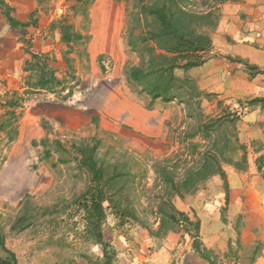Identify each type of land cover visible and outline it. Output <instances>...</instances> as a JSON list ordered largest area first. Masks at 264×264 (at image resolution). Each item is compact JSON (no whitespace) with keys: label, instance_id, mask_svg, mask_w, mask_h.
Here are the masks:
<instances>
[{"label":"rangeland","instance_id":"obj_1","mask_svg":"<svg viewBox=\"0 0 264 264\" xmlns=\"http://www.w3.org/2000/svg\"><path fill=\"white\" fill-rule=\"evenodd\" d=\"M138 6L139 0H99V3L98 0H46L34 17L30 18V24L33 25L49 18L52 22L48 27L54 34L55 38L52 39L55 43L59 39L62 41L59 29L61 24L72 26L84 38L70 45H62L55 52L61 56L59 61L62 66L56 65V70L63 81L60 86L55 87V93L49 92L50 97L48 93H45L47 96L36 92L27 93L26 98H21V101L19 99L20 106L23 102L36 98L67 104L74 112H88V122L74 128L68 124L49 121L46 126L42 125L44 135L40 138L36 136L35 140L30 141L23 140L20 136V107L8 106L7 112L0 115V124L12 122L11 127L0 130V135L5 136L0 141V226L6 237V244L17 255L19 264H96V260L102 257L101 247L86 242L83 238V214L76 212V207L69 209L67 206L90 185L91 175L81 166L76 150L83 143L100 142L97 148L98 158L130 173L125 193L141 219L152 228L158 225L155 209L161 198L162 187L155 173V165L178 149L176 139L172 138L173 129L180 124L185 125L186 129L190 123L186 119V113L182 111L184 105L178 100L168 104L160 100L155 103L153 110H167L169 118L165 123L163 137L154 141L134 139L128 132L124 134L106 130L101 126L99 117L94 122L92 119L96 117L90 116L92 112L98 111L97 107L102 106L103 95L108 91L106 83L122 86L145 107L150 103L148 97L139 94L129 85L125 75L127 67L139 65L141 60L140 54L128 45L129 31L134 24L133 15L138 12ZM96 7L99 8L95 12ZM222 8L223 6L220 15ZM119 10L121 18H118ZM27 35L28 32L25 36ZM98 39V52L102 53L92 64L90 48ZM26 42L30 43V40ZM111 43L115 45L112 53L109 51ZM179 74L183 76L181 72ZM39 77V72H32L29 81L35 83ZM98 91L100 99L96 97ZM36 94L42 96L37 97ZM68 95L70 97L65 100ZM213 100V103H203L207 114L217 111L215 104L219 99ZM223 105L230 106L225 101ZM56 141L61 142L64 149L58 148ZM242 154L239 151L233 155L234 161H241ZM26 195H30V211L39 212V209H53L54 206L56 209L53 214L39 215L35 224L28 229L14 231L11 225L21 208V201L26 200ZM191 198L192 196L188 197L186 201L177 198L175 204L181 210L184 208L183 203ZM104 231L107 240L117 251V264H187L182 257L192 243L189 236L182 237L181 233H175L181 236L182 246L175 248L166 261L156 255L166 246V239L151 238L138 222L130 220L121 225L113 213L108 211ZM240 250L237 249V252ZM224 256L231 260H242L243 257H235L230 251ZM244 264H248V261Z\"/></svg>","mask_w":264,"mask_h":264},{"label":"trees","instance_id":"obj_2","mask_svg":"<svg viewBox=\"0 0 264 264\" xmlns=\"http://www.w3.org/2000/svg\"><path fill=\"white\" fill-rule=\"evenodd\" d=\"M139 1V9L133 15L134 24L129 31L128 45L140 54L141 60L139 65L127 67V82L139 94L150 99L146 106L148 110H153L159 100L164 104L178 100L184 105L182 111L190 122L186 129L182 124L173 129L172 138L176 139L178 149L155 165V173L162 187L161 198L155 209L158 225L152 228L139 217L137 209L125 193L130 173L98 158L100 142L83 143L76 147L80 164L87 169L91 180L89 187L67 206L69 209L76 207V212L83 214L84 240L101 247L102 257L96 260V264H117V251L107 240L104 231L108 211L113 213L121 225L130 220L140 223L153 239L166 238L169 233L189 236L192 249L198 257L209 264H222L220 256L208 249L202 240L200 218L196 213L190 215L180 210L175 199L186 201L214 176L222 177L228 191L224 166L230 165L240 171L247 169V148L239 139L241 115L230 106H224L220 100L215 104L217 111L207 114L203 103H213L216 95L203 91L190 76L192 69L203 66L210 59L213 50L212 32L220 21L221 7L229 0ZM0 6L12 27L27 26L11 16V10L5 2L1 1ZM59 29L64 44L70 45L84 38L70 25L61 24ZM249 69L251 72L255 70L253 67ZM26 71L40 73L35 83L28 82L29 88L34 90L55 93V87L63 83L43 54L31 53ZM69 94L71 96V92ZM19 102V99L13 98L8 106L20 107ZM248 104L264 106V99H253ZM92 120L97 121L95 118ZM11 123H1L0 130L11 127ZM56 144L58 148L64 149L61 142L56 141ZM239 151L243 154L241 161L237 162L232 156ZM261 160L264 162V158ZM29 196L26 195V200L20 203L21 208L11 225L14 231L28 229L35 224L39 215L53 214L56 209L54 206L53 209L44 207L39 212L30 211ZM229 249L232 250L231 243ZM0 264H19L17 255L6 244L1 226Z\"/></svg>","mask_w":264,"mask_h":264},{"label":"crops","instance_id":"obj_3","mask_svg":"<svg viewBox=\"0 0 264 264\" xmlns=\"http://www.w3.org/2000/svg\"><path fill=\"white\" fill-rule=\"evenodd\" d=\"M1 1L8 5L11 16L16 21L27 24L25 27H12L0 6L2 116L13 98H26V94L30 92L42 95L48 93L51 96L48 91L29 88L30 74L35 71L27 72L26 63L31 59V53L43 54L58 76L56 65L62 66V63L59 61L61 56L55 52L65 44L60 39H56V43L52 39L54 34L48 27L52 22L49 18L40 20L36 25L30 24V18L34 17L46 0ZM120 13V10L117 11L118 18H121ZM116 39L115 35V41ZM26 40H30V44ZM212 40L210 59L203 66L192 69L190 75L203 91L215 94L217 99L225 101L241 115L238 124L239 139L247 148L248 167L240 171L225 165L228 191L222 177L214 176L200 187L190 201L182 202L184 208L181 210L197 214L201 220L202 240L208 249L220 256L222 264H244L246 261L248 264H264V162L261 160L264 158V106L248 104L253 99H264V0H230L224 4L218 27L212 33ZM99 44L98 39L90 48L92 64L102 53L98 52ZM110 45L109 51L112 53L115 45ZM249 67L255 70L251 72ZM105 86L108 91L103 95L102 106L97 107V112L89 110L92 112L91 118L99 120V117L101 126L106 130L124 134L128 132L134 139L154 141L163 137L165 123L169 118L167 110H148L122 86L110 83ZM99 96L100 91L96 97L100 99ZM36 99L23 102L18 108L21 112L18 125L23 140L33 141L36 136L42 137V125L46 126L49 121L68 124L74 128L88 122V112H74L67 104ZM1 135L2 142L5 136ZM165 239L166 246L156 255L167 261L171 252L182 244L181 236L175 233H169ZM230 243L232 250L229 249ZM237 249H241L240 252ZM228 251L235 257L243 255L242 260L226 258L224 255ZM182 258L187 264H209L194 253L192 245Z\"/></svg>","mask_w":264,"mask_h":264}]
</instances>
